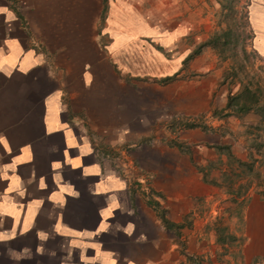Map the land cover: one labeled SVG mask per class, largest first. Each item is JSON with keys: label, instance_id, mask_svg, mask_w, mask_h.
Segmentation results:
<instances>
[{"label": "crops", "instance_id": "1", "mask_svg": "<svg viewBox=\"0 0 264 264\" xmlns=\"http://www.w3.org/2000/svg\"><path fill=\"white\" fill-rule=\"evenodd\" d=\"M193 11L194 0H0V264L264 262V197L228 193L211 147L245 159L208 120L226 85L209 47L184 62ZM247 18L264 59V0ZM178 119L212 129L173 130ZM219 197L241 226L216 225Z\"/></svg>", "mask_w": 264, "mask_h": 264}, {"label": "rangeland", "instance_id": "2", "mask_svg": "<svg viewBox=\"0 0 264 264\" xmlns=\"http://www.w3.org/2000/svg\"><path fill=\"white\" fill-rule=\"evenodd\" d=\"M250 0H194L193 11V36L192 41L196 47L202 37L206 38L214 32L227 31L229 33V42L226 47L220 49L210 48L209 54L213 58L216 70L219 72L218 80H223V75L227 74L222 83H225L227 93H235L243 84H247L251 88L258 91V96L264 104V59L259 57L252 48L251 35L252 31L249 27L247 18V6ZM169 14V13H168ZM193 47V48H194ZM220 81V82H221ZM225 101L223 104H225ZM217 102L214 103L216 105ZM215 107L212 115H209V121H212L213 126H216L217 121H222L219 127L221 131L227 133L230 140H238V149L243 152L246 161L252 162V169L259 171L262 174L259 184L256 185V180L249 173L242 172L236 167L233 161H225L226 171L232 179V187L235 188L238 184L241 188L252 186L263 195L264 192V120H260L253 110L246 114L224 115V110ZM264 107V106H263ZM215 113L213 114V112ZM219 124V123H218ZM259 125V126H257ZM180 125L173 123V130L181 129ZM94 136L93 142L100 146V139ZM101 144H103L101 142ZM107 144L112 150L116 146ZM256 145H259L256 151ZM249 153L251 156H249ZM134 170L133 166L129 170ZM241 196V195H240ZM239 197V196H238ZM245 198V197H244ZM244 198L242 199L243 201ZM218 199L215 204L210 205V212L218 221L216 225L225 223L230 224V216L236 217V223L241 226L240 215H226L228 201L226 198ZM246 203H242L243 208ZM225 207V209H224ZM239 213L241 210H239ZM225 217V218H224ZM256 264H263L259 259H255ZM254 264V262H253Z\"/></svg>", "mask_w": 264, "mask_h": 264}, {"label": "trees", "instance_id": "3", "mask_svg": "<svg viewBox=\"0 0 264 264\" xmlns=\"http://www.w3.org/2000/svg\"><path fill=\"white\" fill-rule=\"evenodd\" d=\"M221 1V0H219ZM229 42V33L227 31H220V32H214L207 38H205L202 42H200L196 47L193 48L191 53H189L185 59L184 62L189 60L191 57L194 55H197L202 48L204 47H210V48H215V49H220L223 47H226L227 43ZM227 74L223 75V80L226 77ZM175 75L172 76H167L164 77L161 82H167L174 78ZM222 80V81H223ZM221 81V83H222ZM262 101L260 100L258 96V91L251 88L247 84H243L239 90H237L235 93H227L226 95V101L223 106L224 115H236L238 116L239 114H246L250 110H253L255 114H257L258 118L260 120H264V104L262 105ZM215 111L213 112V114ZM177 125H180L179 128L183 129H191V128H199L201 130H207V129H212V127L206 126L204 123H202V120L199 119H178L175 122ZM259 126V125H257ZM176 146L178 148L184 147L183 144L179 142H175ZM211 147L215 149L219 154H223L226 157V160L233 161L236 164V167L240 168L242 172L249 173V175L253 176L256 180V185L259 184V180L262 178V174L259 171H254L252 169V162H248L246 160H240L236 158L230 150L229 144H214ZM259 145H256V151H258ZM249 156L251 154L249 153ZM209 168V165L207 166ZM206 168V169H207ZM198 171L202 173L203 179L206 174V172L203 171L204 167H197ZM229 171V170H228ZM228 171L223 170L221 173V182L224 184L225 190L228 193H231L233 197L240 196L241 193L247 188V186L241 188L240 185L238 184L235 188H233L232 185V179L230 177V173L228 174ZM211 183L215 184L213 180H210ZM220 184V183H218ZM221 185V184H220ZM263 197H264V192ZM163 223H165L166 226H168V222L164 219L163 216H161ZM216 232H217V241L219 242H224L226 239L231 240L232 236L225 234L224 233V228L223 227H217L216 226ZM187 260L189 261H194L192 257L187 256ZM197 261V260H195ZM198 264V262L196 263Z\"/></svg>", "mask_w": 264, "mask_h": 264}]
</instances>
